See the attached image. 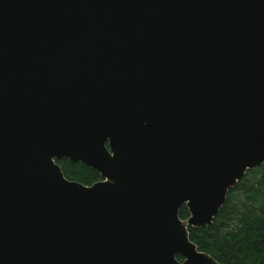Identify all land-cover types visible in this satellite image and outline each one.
Returning a JSON list of instances; mask_svg holds the SVG:
<instances>
[{
  "label": "water",
  "instance_id": "water-1",
  "mask_svg": "<svg viewBox=\"0 0 264 264\" xmlns=\"http://www.w3.org/2000/svg\"><path fill=\"white\" fill-rule=\"evenodd\" d=\"M263 165L264 0H0V264H220Z\"/></svg>",
  "mask_w": 264,
  "mask_h": 264
},
{
  "label": "trees",
  "instance_id": "trees-1",
  "mask_svg": "<svg viewBox=\"0 0 264 264\" xmlns=\"http://www.w3.org/2000/svg\"><path fill=\"white\" fill-rule=\"evenodd\" d=\"M57 163L70 180L89 186L102 180L98 171L81 162L62 158ZM180 217L185 222L190 219L186 205ZM189 233L199 250L220 264H264V165L249 170L229 191L211 226H190Z\"/></svg>",
  "mask_w": 264,
  "mask_h": 264
}]
</instances>
